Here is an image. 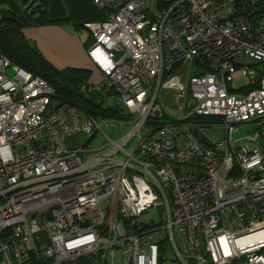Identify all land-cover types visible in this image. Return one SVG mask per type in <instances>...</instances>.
Listing matches in <instances>:
<instances>
[{"label":"built area","instance_id":"built-area-1","mask_svg":"<svg viewBox=\"0 0 264 264\" xmlns=\"http://www.w3.org/2000/svg\"><path fill=\"white\" fill-rule=\"evenodd\" d=\"M82 1L107 12L77 93L120 114L0 53V264H264V0Z\"/></svg>","mask_w":264,"mask_h":264},{"label":"trees","instance_id":"trees-1","mask_svg":"<svg viewBox=\"0 0 264 264\" xmlns=\"http://www.w3.org/2000/svg\"><path fill=\"white\" fill-rule=\"evenodd\" d=\"M0 7V53L12 64L44 79L54 89L60 103L76 105L93 116L116 117L120 114L103 108L100 95L85 97L77 93L78 84L88 75L87 70L57 69L23 33L26 27L56 21L83 28L86 21L105 19L106 10H99L90 1L82 0H64L62 7L49 0H0ZM62 13L68 16L62 17Z\"/></svg>","mask_w":264,"mask_h":264},{"label":"rangeland","instance_id":"rangeland-1","mask_svg":"<svg viewBox=\"0 0 264 264\" xmlns=\"http://www.w3.org/2000/svg\"><path fill=\"white\" fill-rule=\"evenodd\" d=\"M49 1L51 3H54L55 5H59L61 7L64 4V0H49ZM66 16H68V15H65L62 13V17H66ZM51 25H55V27H57L58 29H56L55 27H48ZM42 27H44V28L40 29ZM27 30H28V32H31L34 35V37H36L38 39V41L42 47V50L44 52L45 59L49 63H51L52 65L54 64L58 67L64 65V66H62L63 69L66 67L67 64H69V63L75 64L77 62H75L69 56H67L65 50H63L61 48V46L63 48H65L64 47L65 44L66 45L67 44H73L74 45V43H79V44L85 43V45L87 47H90L94 42V39L92 38V36L88 30L81 28L78 31V29H76L72 23L67 24V22L56 21L53 23L44 24L41 27L30 26V27H26L24 31H27ZM53 39L60 41V46H58L55 50L52 48L53 47L52 44L55 45V41ZM86 54H87V52H86ZM87 56H88V54H87ZM88 59H89L90 63L93 64L91 62L89 56H88ZM52 61L55 63H53ZM57 69H59V68H57ZM188 70H189V65L185 68V70H181L180 68L178 70L179 75H181V77H182V82H184V83H186V80H187ZM13 73L14 72H13L12 68H9L7 70L8 75L12 76ZM101 80H102V75H100V77L97 80L95 79L93 81V84L97 85V84H99V82H101ZM242 84H243L242 80L236 81L237 88L241 87ZM172 94L173 93L171 92L167 95V97L165 98V106H163V109H162L164 114L167 115L168 117H172L174 115H177V112L169 105L170 100L172 98ZM256 130H257V128L250 125V124H243V125L239 126L238 132L234 135V137L236 138V137H240V136H243L246 134H252ZM125 131H126L125 129L122 130L120 134H123ZM86 140H87V135H85L84 133H80V134H77L73 137L66 139L65 144L69 148H75V147H78L80 145H85ZM98 142H99L98 140H94V141L90 142L89 144H90V146L95 148L97 146ZM131 148H132V146L127 148V150L130 151ZM153 218L156 221L159 220L157 213L156 214L153 213Z\"/></svg>","mask_w":264,"mask_h":264},{"label":"crops","instance_id":"crops-1","mask_svg":"<svg viewBox=\"0 0 264 264\" xmlns=\"http://www.w3.org/2000/svg\"><path fill=\"white\" fill-rule=\"evenodd\" d=\"M1 8V7H0ZM67 24H70V23H67ZM36 27H41V26H36ZM48 27H55V25H51V26H48ZM44 27H42V28H40V29H43ZM47 28V27H46ZM56 29H58L57 27H55ZM76 29H78V31L81 29L80 27H75ZM84 29V28H83ZM24 30H25V28H24ZM23 30V33H24V36H25V38L27 39L28 38V40H30V41H32V42H34L35 44H36V46H37V48L39 49V51L41 52V54L43 55V56H45L44 55V52H43V50H42V47H41V45H40V43H39V41H38V39L36 38V37H34V35L31 33V32H28V30L27 31H24ZM33 36V37H32ZM54 40V39H53ZM55 41V45L54 44H52V48L55 50L58 46H60V41H57V40H54ZM73 43V42H72ZM64 47L65 48H63L62 46H61V48L63 49V50H65V52H66V54H67V56H69L72 60H74L75 62H77V63H75V64H67L66 65V67L64 68V69H66V68H77V69H84V70H87L88 71V75H87V77L85 78V81H87V82H89V83H93V81L96 79H98L99 77H100V75H101V72L99 71V69L94 65V64H91L90 63V61H89V59H88V56H87V54H86V52L85 51H87V49L89 48V47H87L86 45H85V43H81V44H79V43H74V45L73 44H65L64 45ZM91 47V46H90ZM61 60V59H60ZM53 62V61H52ZM53 63H55V62H53ZM54 65V64H53ZM97 68H95L94 66ZM55 67H57V68H61L60 70H63V67L62 66H64V65H62V66H56V65H54ZM99 76V77H98ZM238 80H241V78H238Z\"/></svg>","mask_w":264,"mask_h":264},{"label":"water","instance_id":"water-1","mask_svg":"<svg viewBox=\"0 0 264 264\" xmlns=\"http://www.w3.org/2000/svg\"><path fill=\"white\" fill-rule=\"evenodd\" d=\"M110 108H111V109H115V106H114V105H111Z\"/></svg>","mask_w":264,"mask_h":264}]
</instances>
